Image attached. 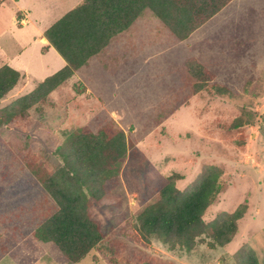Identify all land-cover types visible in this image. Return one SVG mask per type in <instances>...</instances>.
Segmentation results:
<instances>
[{"label":"rangeland","instance_id":"374dc122","mask_svg":"<svg viewBox=\"0 0 264 264\" xmlns=\"http://www.w3.org/2000/svg\"><path fill=\"white\" fill-rule=\"evenodd\" d=\"M81 2L20 0L28 11L16 24L33 21L25 27L12 25L14 5L2 3L0 48L11 42L6 59L19 48L22 56L13 63L0 54V66L26 73L0 109L60 69L61 56L44 52L38 35ZM189 59L212 77L190 75ZM106 124L123 129L129 146L108 203L89 208L106 236L81 261L63 262L33 236L57 205L30 167L55 172L69 133ZM210 165L222 169V188L204 220L243 211L233 240L211 247L203 236L191 251L143 240L137 215L158 177L186 190ZM238 251L264 264V0H232L185 40L145 9L26 118L0 126V264H240Z\"/></svg>","mask_w":264,"mask_h":264},{"label":"trees","instance_id":"16d2710c","mask_svg":"<svg viewBox=\"0 0 264 264\" xmlns=\"http://www.w3.org/2000/svg\"><path fill=\"white\" fill-rule=\"evenodd\" d=\"M232 0H82L52 23L45 31L66 65L39 82L30 92L0 109V126L26 118L33 106L68 80L87 61L99 54L116 35L127 30L145 9H150L179 40L221 11ZM189 74L208 80L212 73L202 63L189 59ZM23 78L9 64L0 66V101ZM129 150L123 129L106 124L97 131L87 128L67 135L65 146L57 152L63 164L53 173L42 165H31L32 174L57 205L56 211L33 233L58 250L67 263L81 261L106 236L99 221L92 218V203L106 204L118 185L119 168ZM222 169L206 166L186 190L176 186L173 176L158 177L157 193L143 206L137 217L138 233L147 243L156 238L171 249L180 246L191 251L203 236L211 247L230 243L238 231L240 209L220 213L205 222L204 214L221 191ZM240 264H260L253 251H238Z\"/></svg>","mask_w":264,"mask_h":264},{"label":"crops","instance_id":"0c3cea01","mask_svg":"<svg viewBox=\"0 0 264 264\" xmlns=\"http://www.w3.org/2000/svg\"><path fill=\"white\" fill-rule=\"evenodd\" d=\"M4 2H8V3H12L13 5H14V8H12L13 9V13H12V25L13 26H19L20 25V27H25V26H28L30 23H32L33 21H30V23H27L26 25H21V24H16V21H19V19H18V16L20 17V19H22V18H24V13L25 12H23V11H28L27 9H23L22 8V6H21V3H20V0H0V6L2 5V3H4ZM67 12V11H66ZM65 12V13H66ZM64 13V14H65ZM19 14H21V15H19ZM29 14V13H28ZM64 14H62V16L64 15ZM27 15V14H26ZM29 18V17H28ZM41 28H43L42 30H41V33L38 35V37H39V41L41 42V43H43L44 45V47L46 48V50H44V52H49L52 48H54L53 46H48V44H49V42H48V40L44 37V31H45V26H43V27H41ZM41 28H38L39 30L38 31H40V29ZM21 34V33H20ZM14 43H15V41H14ZM11 45V42H4L3 43V47L2 48H0V54L4 57V60L3 61H6V62H15V60L16 59H18L19 57H21L22 56V49H18L17 51V53H15L14 55H13V57L12 58H10L9 60H7L6 59V57L8 56V50H7V47H9ZM15 47H16V45H15ZM55 49V48H54ZM56 50V49H55ZM59 54V53H58ZM60 55V54H59ZM61 56V55H60ZM61 62H62V64L60 65L61 67H60V69L62 68V67H64L65 65H66V61L63 59V57L61 56ZM17 62H19V61H16L15 63H17ZM15 65V64H14ZM13 65V66H14ZM12 66V65H11ZM15 68L17 67V66H14ZM21 67H24V66H21ZM20 68H18V70H19ZM20 71H22V72H24V73H26L25 72V70H23L22 68L20 69Z\"/></svg>","mask_w":264,"mask_h":264}]
</instances>
